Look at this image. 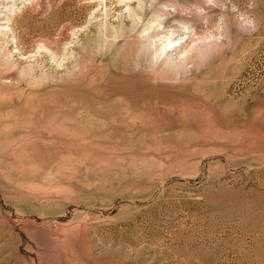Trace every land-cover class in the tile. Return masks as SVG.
<instances>
[{
	"label": "rangeland",
	"instance_id": "1",
	"mask_svg": "<svg viewBox=\"0 0 264 264\" xmlns=\"http://www.w3.org/2000/svg\"><path fill=\"white\" fill-rule=\"evenodd\" d=\"M0 264H264V0H0Z\"/></svg>",
	"mask_w": 264,
	"mask_h": 264
},
{
	"label": "bare ground",
	"instance_id": "2",
	"mask_svg": "<svg viewBox=\"0 0 264 264\" xmlns=\"http://www.w3.org/2000/svg\"><path fill=\"white\" fill-rule=\"evenodd\" d=\"M171 44H172V43H169V44H167L166 46H167V47H170V46H171ZM167 47H164V48H163V50H162V53H163V52H166V50H167ZM156 56H157V55H156ZM166 56H167V55H166ZM173 60H174V59H173ZM17 228H18V227H17Z\"/></svg>",
	"mask_w": 264,
	"mask_h": 264
}]
</instances>
